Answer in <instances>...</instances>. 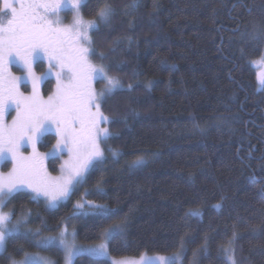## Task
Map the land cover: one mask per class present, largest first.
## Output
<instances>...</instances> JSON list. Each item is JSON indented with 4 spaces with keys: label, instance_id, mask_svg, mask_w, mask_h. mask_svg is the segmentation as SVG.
<instances>
[{
    "label": "trees",
    "instance_id": "obj_1",
    "mask_svg": "<svg viewBox=\"0 0 264 264\" xmlns=\"http://www.w3.org/2000/svg\"><path fill=\"white\" fill-rule=\"evenodd\" d=\"M105 6L112 9L107 24L97 15ZM81 13L99 27L91 33L92 59L125 89L135 87L102 105L118 136L103 143L106 159L69 200L52 209L19 193L7 205L12 218L30 212L29 227L41 235L67 224L82 243L127 218L124 233L108 242L115 257L185 248V262L231 264L225 250L233 247L236 264H264V87L251 66L264 51V0H85ZM53 83L46 80L44 94ZM55 139L44 135L40 149ZM59 165L48 160L53 173ZM97 187L102 194L91 191ZM81 196L118 211L78 210ZM6 248L1 264L8 253L18 260L31 251L64 260L58 247L41 249L21 234ZM73 264L112 263L79 255Z\"/></svg>",
    "mask_w": 264,
    "mask_h": 264
},
{
    "label": "snow or ice",
    "instance_id": "obj_2",
    "mask_svg": "<svg viewBox=\"0 0 264 264\" xmlns=\"http://www.w3.org/2000/svg\"><path fill=\"white\" fill-rule=\"evenodd\" d=\"M15 3L19 4L18 8L14 6L12 0H4L3 8H0V118L7 113L11 105L14 104L17 109V117L10 126L0 124V160L11 159L13 162V168L7 175L0 174V252L7 253L6 237L20 233L38 246L57 244V250L64 253L65 264H72L74 256L82 251H88L96 257L103 256L106 252L104 244L85 249L75 244V232L69 234L66 229L55 236H43L40 229L26 227L30 212L23 213L13 221L11 218L15 215V209L4 212L3 208L26 189L35 193V196H29L30 200L39 202V197L45 198L46 208H54L57 201L70 198L71 193L85 182L88 170L106 159L100 145L110 137L118 136L108 128L100 127L101 124L117 122L103 115L100 111L102 105L117 92L131 91L135 86L130 84L125 89L118 79L107 75L105 66L97 67L90 64L87 58L96 55L93 47H75L77 41L92 45L94 41L88 36V31L90 28L99 31L96 21L84 22L79 17L83 0H72L71 7L77 16L73 24L67 28L59 27L61 23L59 18L49 21L45 16L38 15L35 0L33 3H29L28 0H15ZM133 5L135 6V0ZM66 6L68 0H59L54 5H45L44 10L46 15H58L59 10ZM9 12L10 17L5 23L4 17L8 16ZM97 15L99 21L107 24L112 15L111 6H105ZM71 35L75 36V40L72 41L71 47H66L67 38ZM253 38L260 37L254 35ZM99 56L100 59H105L103 53ZM42 57L49 61V69L45 74L51 72L53 68L60 69L55 73L58 81L56 93L47 100L41 99L36 93L43 74L36 76L33 72V62ZM15 60L22 63L26 75L14 77L8 74L6 78V63ZM93 79L106 80L104 88L99 93L91 87L90 82ZM258 79L264 84V74ZM21 80H31L33 85L31 96H24L19 92L17 84ZM93 107L95 111L92 110ZM52 126H55L59 137L50 150L53 157L64 149L71 154L70 160L62 167V175L56 178L43 174V157L35 152V144L40 134ZM25 144L33 146V154L29 157L22 156L19 152L21 146ZM108 150L112 152L113 158L121 155L115 150ZM141 163L142 160L137 159L132 165ZM91 191L96 194L103 193L99 187ZM88 193L89 190H85V195ZM75 207L78 210L88 208L94 215L100 217L118 211L91 201L78 203ZM126 226L127 218L110 225L105 236L123 234ZM24 256L25 259L20 261L15 260L11 253L3 258L8 264H34V254L25 252ZM39 262L58 264L47 257H39ZM232 264H236L235 260Z\"/></svg>",
    "mask_w": 264,
    "mask_h": 264
},
{
    "label": "rangeland",
    "instance_id": "obj_3",
    "mask_svg": "<svg viewBox=\"0 0 264 264\" xmlns=\"http://www.w3.org/2000/svg\"><path fill=\"white\" fill-rule=\"evenodd\" d=\"M0 1H1V4H2V8H3L4 0H0ZM12 2H13L15 7H17V8L19 7V4L15 3V0H12ZM28 2L29 3H33V0H28ZM57 2H59V0H35V4L38 5L36 7V12H37L38 15L45 16V19L49 20V21H55V20H57V18H59L60 21H61L59 27L67 28V27H69V26H71L73 24L74 19L77 16L76 11L71 7L72 0H68V6L62 7L59 10L58 15H46V13H45V10H44V6L45 5L51 6V5H54ZM84 2H85V0H83V3ZM82 4H81V6H82ZM81 6H80V10H79V17L84 22L95 21V20H90V19H87V18L83 17V15L81 13ZM9 17H10V12L8 13V16L4 17L5 23H6V21H7V19ZM53 26L56 27L57 25H53ZM93 30H95V29H91L90 28L89 31H88V36L90 38H91V33L93 32ZM67 39H68V44H66V47H71L72 46V41L75 40V36L71 35ZM75 47H91V45H88L84 41H77L76 44H75ZM87 59H88V62L90 64L94 65V66H97V67L103 66L101 64L96 63L92 59V56H89ZM38 62H42L44 64L43 70H41V71H38L36 69V64ZM251 66L255 69L256 74H257L258 89H262L264 87V84H261V82L258 79V77L261 74H264V51H263V53L261 54V56L259 58L251 61ZM6 68H7V72L5 74L6 78H7L8 74H11V76H14V77H23V76L26 75V70L24 69L22 63L19 60H15L12 63H6ZM48 69H49V61H48L47 58L42 57V58L37 59V60H35L33 62V72H34V74L36 76H42V74H43V78L39 81V83L37 85V88H36L37 95L43 100H47L49 98V96H52V95H54L56 93L57 83H58L55 73L57 71H59L60 69L59 68H53L51 70V72H48L47 74H45L46 70H48ZM107 75L110 76L108 73H107ZM48 79L53 80V82H54L53 83V88H52V91L50 93L44 94L43 86H44V83L46 82V80H48ZM90 83H91V87L97 93H99L104 88V86L106 84V80H104V79H93ZM5 86H7V85H5ZM17 87L19 89V92L22 93L24 96H31L33 94V85H32L31 80H21L17 84ZM92 110L95 111L96 110L95 107H93ZM100 111H101V109H100ZM16 117H17V109H16L15 105L13 104V105H11L9 107L7 113L2 118H0V124H3L5 126H10L12 124L13 120ZM100 127L109 129V124H101ZM46 134H53L56 137V139H55V142L53 143V145L49 149L41 150L40 147H39V144L42 141L44 135H46ZM58 138L59 137L57 136L55 126H52L51 128L45 129L40 134V138L37 140V142L35 144V152L40 154L43 157V159H42L43 174L46 175L47 177H50V178L60 177L62 175V167L65 166V162L66 161L70 160V155L71 154L67 151V149H64L62 152H60L59 154H57L55 156V158H59L60 159V165H59L58 172L57 173H53V172H51L48 169V160L51 159V158H54L53 155L51 154L50 150L56 144ZM100 146H101V149L104 151L103 143ZM19 152H20V154L22 156L29 157V156H31L33 154V146L31 144L22 145L21 148L19 149ZM7 163H8V167L4 168L5 164H7ZM12 168H13V162L11 161V159L0 160V174L7 175L12 170ZM91 170H92V168H90L88 170V172L86 173V177H87L88 173ZM24 192L29 194V195H31V196H35V193H32L30 189H26ZM72 194H73V192L71 193V195ZM39 200L44 201L45 203H47L45 198H43V197H39ZM68 200H69V198L57 201L56 202V207H54V208L59 207L61 204L67 202ZM87 201L88 200H86L84 197H82V198L78 199L75 202V206L78 203L87 202ZM3 211L4 212H8L9 209H7V207H5V208H3ZM11 219L13 221L16 220V219H13V218H11ZM29 226L30 225L27 223L26 227L30 228ZM64 229H66L69 234L75 232V240H74L75 244L78 245V246H82L85 249L90 248V247H98L101 244H104L106 246L105 255L100 256V257H96V256H94L92 253H90L88 251H82V252H79L77 255L74 256V258L72 260V264H73L75 258L77 256H79V255H87V256H91V257H95V258H107V259H109L111 261L112 264H194L193 260H191L189 262H185L184 261L185 248L184 249L181 248L180 250H178V251H176L174 253H170V254H147V253H144V254H142V255H140L138 257H131V256L115 257V256L111 255L109 253V250H108V242H109L110 237H106L105 236V232H106V230L108 228L103 232V234L101 236V239L99 241L95 242V243H82V242L78 241V239L76 237V230L73 227L68 226L67 224H63L60 227V229L55 234H46V235H43V236H55V235H58ZM15 234H20V233H13L12 235H15ZM12 235H10V236H12ZM10 236L6 237L5 247H6L7 240H8V238ZM69 239L71 240V236L70 235H69ZM51 246L58 247L57 244L39 245L38 247L41 248V249H44V248L51 247ZM227 250H228V256L231 257V259L228 257V259L230 260L231 264H232L233 260H235V262H236L235 254H234L235 253V249H233V247H232V248H228ZM3 253L4 252H0V256ZM27 253L34 254V257H35L34 264H40L39 257H47V258H50V259L56 261V259L53 256H51V255H49V254H47L45 252L31 251V252H27ZM63 255H64V253H63ZM24 259H25V256L21 257L17 261L24 260ZM62 264H65V259L63 260Z\"/></svg>",
    "mask_w": 264,
    "mask_h": 264
}]
</instances>
